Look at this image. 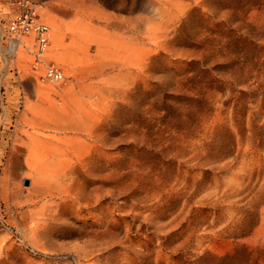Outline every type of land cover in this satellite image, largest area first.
I'll return each mask as SVG.
<instances>
[{
	"label": "rangeland",
	"instance_id": "obj_1",
	"mask_svg": "<svg viewBox=\"0 0 264 264\" xmlns=\"http://www.w3.org/2000/svg\"><path fill=\"white\" fill-rule=\"evenodd\" d=\"M35 3L63 77L0 0V264H264V0Z\"/></svg>",
	"mask_w": 264,
	"mask_h": 264
},
{
	"label": "built area",
	"instance_id": "obj_2",
	"mask_svg": "<svg viewBox=\"0 0 264 264\" xmlns=\"http://www.w3.org/2000/svg\"><path fill=\"white\" fill-rule=\"evenodd\" d=\"M12 12L6 24L8 41L12 40L23 45L22 38H30L33 50L29 63L33 70L42 66L41 79L58 82L62 79L61 69L52 61L43 60L41 54L48 45V25L39 19L35 10V0H7ZM24 46V45H23Z\"/></svg>",
	"mask_w": 264,
	"mask_h": 264
},
{
	"label": "bare ground",
	"instance_id": "obj_3",
	"mask_svg": "<svg viewBox=\"0 0 264 264\" xmlns=\"http://www.w3.org/2000/svg\"><path fill=\"white\" fill-rule=\"evenodd\" d=\"M158 7V6H157ZM156 9V8H155ZM48 25V24H47ZM48 27H49V25H48ZM55 32V31H54ZM50 38H51V29H50V27H49V31H48V44H50ZM22 42H23V45L22 44H20V43H17V42H15V41H12V40H10L9 41V46H8V48H9V51L11 52V53H17L18 52V47H22L24 50H26L28 53H30L31 52V50H29V48L32 46V44H31V39L30 38H26V37H23L22 38ZM47 47V46H46ZM49 47V46H48ZM47 50H48V48L46 49H44V51L42 52V54H41V56H42V58H43V60H47V58H46V52H47ZM32 60V59H31ZM30 60V61H31ZM41 66V65H40ZM42 68V67H41ZM40 72V71H39ZM63 74V73H62ZM62 80V79H61ZM43 87V86H42ZM41 87V88H42ZM59 87H57V86H53V85H49V86H47V87H44V88H42V89H40V91L39 92H45V91H50V93L52 92V93H57V92H59Z\"/></svg>",
	"mask_w": 264,
	"mask_h": 264
},
{
	"label": "water",
	"instance_id": "obj_4",
	"mask_svg": "<svg viewBox=\"0 0 264 264\" xmlns=\"http://www.w3.org/2000/svg\"><path fill=\"white\" fill-rule=\"evenodd\" d=\"M27 183H28V181L25 179V180L23 181V184L26 185Z\"/></svg>",
	"mask_w": 264,
	"mask_h": 264
}]
</instances>
